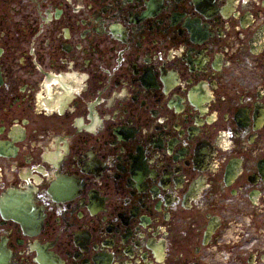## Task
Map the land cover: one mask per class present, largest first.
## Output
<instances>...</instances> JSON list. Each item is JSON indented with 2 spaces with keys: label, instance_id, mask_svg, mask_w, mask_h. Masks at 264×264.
I'll list each match as a JSON object with an SVG mask.
<instances>
[{
  "label": "flooded vegetation",
  "instance_id": "1",
  "mask_svg": "<svg viewBox=\"0 0 264 264\" xmlns=\"http://www.w3.org/2000/svg\"><path fill=\"white\" fill-rule=\"evenodd\" d=\"M0 264H264V0H0Z\"/></svg>",
  "mask_w": 264,
  "mask_h": 264
}]
</instances>
